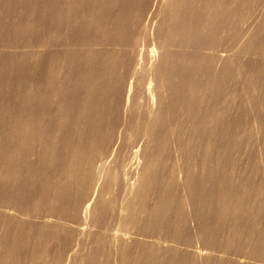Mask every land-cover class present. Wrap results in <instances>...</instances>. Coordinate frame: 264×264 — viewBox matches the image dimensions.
Returning a JSON list of instances; mask_svg holds the SVG:
<instances>
[{"label":"bare ground","instance_id":"bare-ground-1","mask_svg":"<svg viewBox=\"0 0 264 264\" xmlns=\"http://www.w3.org/2000/svg\"><path fill=\"white\" fill-rule=\"evenodd\" d=\"M151 1L31 0L34 48L30 68L26 72L20 64L15 73V87L12 91L3 88L0 96V264H12L10 257H14L9 252L30 247L31 242L41 237L42 231L51 228L50 218L43 225L25 222L32 208L59 203L69 206L87 184L92 144L107 121V107L109 113L116 101L122 86L121 73L137 58L131 55L130 45L135 20L140 14L148 9L151 14L157 12L155 22L142 30H149V34L145 32L150 36L152 48L143 56L146 66L141 64L144 70L141 69L140 82L130 81L122 107L124 114L135 109L140 114V105L135 102L139 97L145 102L147 126L142 117L146 127L143 131L150 136L135 149L132 157L127 154L129 161L133 159L131 168L135 177L126 185L127 195L118 206V221L124 227L119 226L120 230L125 231L136 223L138 203L146 194L153 178L151 169L156 166L157 140L161 139L157 136L166 130L160 129L161 126L167 124L170 131L172 118L183 110L187 122L183 136L189 135L195 120L194 109L199 110L212 94L215 95L214 87L222 83L220 79L224 80L226 71L235 65L233 57L230 60L222 56L213 68L215 77L213 72L208 76L210 65L207 66L203 49L213 35L218 39L226 34L245 0H161L158 4L153 2V7ZM263 28L254 31L252 37L249 35L248 42L259 39ZM141 65L135 67L132 78L140 74ZM239 67L238 77H253L247 63L242 61ZM140 85H146L141 93L137 90ZM221 111L219 108L213 112L211 123H207L209 139L220 133ZM98 114L104 115L100 116L104 123H99ZM182 156L179 155L177 174L185 193L187 205L184 207L191 209L193 175L188 161L181 163ZM118 176L117 164L96 169V195L78 206L83 219L89 221L104 213L107 194ZM259 183L261 190L255 201L250 202L244 185L240 198L231 200L234 204L230 207L228 201L224 213L225 241L229 244L234 239L233 229L239 226V233L236 232L239 240L253 243L255 250L237 253L233 259L227 248L224 264H263L259 262L262 259L256 257V250L264 244V172H260ZM7 229L8 232L2 234ZM124 248V242L118 244L113 257L115 264H121ZM6 249L11 251L7 253ZM201 251L197 250L196 264H201L205 257V250Z\"/></svg>","mask_w":264,"mask_h":264},{"label":"rangeland","instance_id":"rangeland-1","mask_svg":"<svg viewBox=\"0 0 264 264\" xmlns=\"http://www.w3.org/2000/svg\"><path fill=\"white\" fill-rule=\"evenodd\" d=\"M160 1L152 0L150 6ZM239 14L223 37L217 39L218 36L213 35L203 49L207 66L210 65L209 70L207 67L208 76L213 72L215 77L213 68L222 56L230 60L233 57L235 65L226 71L224 80L220 79L222 85L214 87L215 95L212 94L199 110L194 109L195 120L189 135L187 133L183 136L187 124L183 110L172 118L170 131L167 124L162 125L165 128L161 126L160 129L166 130L157 136L161 137L157 140L160 148H156L157 167L151 169L153 178L145 196L138 203L136 223L124 229L125 233L119 228L122 225L118 221V206L127 195L126 185L135 177L131 168L134 165L133 159L129 161L128 156L131 154L132 157L135 149L138 150L150 134L143 131L146 128L144 125L147 126L145 102L140 97L135 102L140 105V114L144 112L141 115L137 109L124 114L123 104L127 100L130 81L140 82L139 76L143 75L146 66L143 56L151 51L152 45L149 30H145L148 34L142 30L149 23L152 25L155 22L157 12L151 14L148 9L137 17L130 45L131 55L137 58L121 73L122 86L116 101L109 113L107 107V121L101 126L102 133H98L92 144L87 184L75 195L74 203L69 206L65 203L63 207L64 204L59 203L40 205L36 210H30L31 216L28 217L29 221L25 220L26 223L43 225L50 218L51 228L42 231L41 237L31 242L30 247H21L16 253L6 249L7 253L12 252H9L14 257H10L12 264H115L113 257L121 242L125 243L121 264H196L197 250H205L201 264H224L227 248L233 259L237 253H251L255 250L253 243L239 240V235H236L239 226L233 229L234 239L228 244L224 227L227 202L230 201L229 207L234 204L236 198H240L244 185L250 202L255 201L261 190L259 175L264 172V28L259 39L257 37L248 42L249 35L252 37L254 31L264 27V0H245ZM31 24V0H0V96L3 88L12 91L15 87V73L20 64L24 71H29V60L34 48ZM242 61L251 67L253 77H238ZM139 65L140 74L132 78L135 67ZM145 87L140 85V90H137L141 93ZM219 108L222 110L218 124L221 130L209 139L207 123H211L213 112ZM102 110L104 112V107ZM100 116L104 115L98 114ZM99 123H104L103 118H100ZM178 154H184L181 163L188 161L193 175L190 182L191 209L184 207L187 204L184 203L185 193L177 174L180 167ZM110 163L119 166L118 180L107 194L108 204L104 213L96 219L91 218L92 223L90 218L89 221L83 219L78 206L84 205L86 199L90 200L96 195V169ZM152 206L154 208L150 211ZM7 232L8 229L2 234ZM262 234L264 237V228ZM115 236H118L116 241ZM256 253V257L262 259L259 262L264 264V244Z\"/></svg>","mask_w":264,"mask_h":264}]
</instances>
